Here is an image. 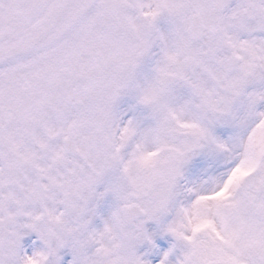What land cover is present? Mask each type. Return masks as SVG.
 <instances>
[{
	"label": "snow or ice",
	"instance_id": "6c2138e0",
	"mask_svg": "<svg viewBox=\"0 0 264 264\" xmlns=\"http://www.w3.org/2000/svg\"><path fill=\"white\" fill-rule=\"evenodd\" d=\"M0 264H264V0H0Z\"/></svg>",
	"mask_w": 264,
	"mask_h": 264
}]
</instances>
